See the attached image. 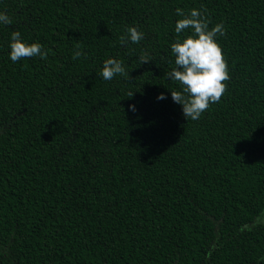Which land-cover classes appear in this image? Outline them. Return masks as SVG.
<instances>
[{
	"label": "trees",
	"instance_id": "obj_1",
	"mask_svg": "<svg viewBox=\"0 0 264 264\" xmlns=\"http://www.w3.org/2000/svg\"><path fill=\"white\" fill-rule=\"evenodd\" d=\"M177 8L226 30L231 79L196 121L165 78L171 44L192 34L177 37ZM0 12L13 21L0 24V264H264V0H0ZM129 27L139 44L121 45ZM13 31L47 58L13 63ZM106 59L129 75L104 80Z\"/></svg>",
	"mask_w": 264,
	"mask_h": 264
},
{
	"label": "clouds",
	"instance_id": "obj_2",
	"mask_svg": "<svg viewBox=\"0 0 264 264\" xmlns=\"http://www.w3.org/2000/svg\"><path fill=\"white\" fill-rule=\"evenodd\" d=\"M176 14L183 17L176 22L177 37L185 30L191 29L192 34L182 41L177 39L171 44V53L175 58V67L165 73V78L177 83L180 91H171L172 99L182 106V112L187 120L196 121L206 112L212 104L219 103L227 91V81L231 79L228 64L223 56L222 48L217 43L218 36H225L223 24H216L211 29L210 19L205 9H191L187 14L183 9L177 8ZM12 19L4 12H0V24L11 25ZM144 39V33L135 27H129L127 33L120 37L121 45L129 42L139 44ZM10 59L16 63L22 59L39 56L47 58V51L39 43L27 44L22 41L19 31L11 33ZM80 48V45H76ZM83 55L81 51L73 54V59ZM151 58L142 53L139 62L148 63ZM104 80H112L115 76H128L121 61L106 59L102 70L98 73ZM132 97V93L129 94ZM166 97L161 94L158 99ZM135 110V106H132ZM264 216V213L261 214ZM256 223H261L258 217Z\"/></svg>",
	"mask_w": 264,
	"mask_h": 264
}]
</instances>
